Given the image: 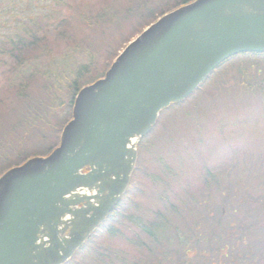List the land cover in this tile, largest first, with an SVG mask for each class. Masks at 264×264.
Instances as JSON below:
<instances>
[{"label":"water","instance_id":"obj_1","mask_svg":"<svg viewBox=\"0 0 264 264\" xmlns=\"http://www.w3.org/2000/svg\"><path fill=\"white\" fill-rule=\"evenodd\" d=\"M243 52L264 53V0H192L129 41L78 90L58 145L1 173L0 264L66 262L120 200L159 112Z\"/></svg>","mask_w":264,"mask_h":264},{"label":"rangeland","instance_id":"obj_2","mask_svg":"<svg viewBox=\"0 0 264 264\" xmlns=\"http://www.w3.org/2000/svg\"><path fill=\"white\" fill-rule=\"evenodd\" d=\"M181 1L111 2L104 14L91 21V29L77 22V27L86 30L85 38L77 49L71 47L66 52L68 59L56 55L59 65L54 71H30L22 92L16 95L1 89L0 84L4 102L0 108V141L11 142L15 151L0 163V169L28 157L44 156L59 143L61 129L71 115L66 80L78 63L87 57L96 58L93 77L98 76L146 20ZM255 59L263 62L258 65L260 75L247 68L253 61L248 57L227 62L188 98L159 113L154 127L139 142L138 164L116 216L64 264H144L153 246L138 225L154 223L158 212L171 217L172 209L188 194L199 197L209 174L230 171L231 164L236 172L245 165L259 178L249 179L248 184L263 182L264 56ZM7 79L8 74L0 72V81ZM88 80L80 79L79 85ZM236 178L229 186L236 185ZM172 234L170 231L168 237ZM142 241L145 248L140 245Z\"/></svg>","mask_w":264,"mask_h":264},{"label":"trees","instance_id":"obj_3","mask_svg":"<svg viewBox=\"0 0 264 264\" xmlns=\"http://www.w3.org/2000/svg\"><path fill=\"white\" fill-rule=\"evenodd\" d=\"M116 1L121 0H0V72L8 74L7 80L0 81L1 89L14 91L16 95L22 92L23 80L30 71L43 74L54 71L59 65L56 55L68 59L70 55L66 52L71 47L77 49L85 38L86 30L77 27V22L91 29V21ZM186 2L181 1L173 8ZM169 10L152 14L137 33ZM244 56L253 59L247 68L260 75L262 69L258 65L263 62L255 57L264 53H241L225 63ZM95 61L96 58L87 57L66 80L70 108L82 86L79 80L89 78L86 82L89 83L103 76L110 64L109 60L93 77L97 71ZM3 103L0 94V108ZM14 152L11 142L0 141V163ZM11 166L1 168L0 174ZM230 168L223 174H209L202 194L182 197L172 209L171 217L169 213L161 216L158 212L154 223L143 221L138 225L153 246L144 264H264V180L258 185L248 184L249 179L259 180L256 171L246 169L245 165L236 172L234 165ZM235 177L236 185L229 186ZM116 211L117 208L111 217L116 216ZM170 231L173 234L168 237ZM140 245L145 248L146 242Z\"/></svg>","mask_w":264,"mask_h":264}]
</instances>
